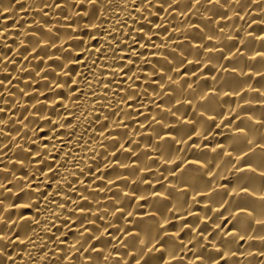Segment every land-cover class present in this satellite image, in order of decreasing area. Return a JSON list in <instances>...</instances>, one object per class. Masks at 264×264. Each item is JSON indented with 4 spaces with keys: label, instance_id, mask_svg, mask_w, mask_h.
Returning <instances> with one entry per match:
<instances>
[{
    "label": "bare ground",
    "instance_id": "6f19581e",
    "mask_svg": "<svg viewBox=\"0 0 264 264\" xmlns=\"http://www.w3.org/2000/svg\"><path fill=\"white\" fill-rule=\"evenodd\" d=\"M0 264H264V0H0Z\"/></svg>",
    "mask_w": 264,
    "mask_h": 264
},
{
    "label": "snow or ice",
    "instance_id": "6c2138e0",
    "mask_svg": "<svg viewBox=\"0 0 264 264\" xmlns=\"http://www.w3.org/2000/svg\"><path fill=\"white\" fill-rule=\"evenodd\" d=\"M101 3H103V0H100Z\"/></svg>",
    "mask_w": 264,
    "mask_h": 264
}]
</instances>
